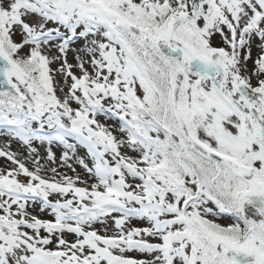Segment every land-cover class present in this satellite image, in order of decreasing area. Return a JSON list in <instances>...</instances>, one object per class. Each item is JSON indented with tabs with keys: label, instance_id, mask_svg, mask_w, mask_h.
<instances>
[{
	"label": "snow or ice",
	"instance_id": "1",
	"mask_svg": "<svg viewBox=\"0 0 264 264\" xmlns=\"http://www.w3.org/2000/svg\"><path fill=\"white\" fill-rule=\"evenodd\" d=\"M0 264H264V0H0Z\"/></svg>",
	"mask_w": 264,
	"mask_h": 264
},
{
	"label": "rangeland",
	"instance_id": "2",
	"mask_svg": "<svg viewBox=\"0 0 264 264\" xmlns=\"http://www.w3.org/2000/svg\"><path fill=\"white\" fill-rule=\"evenodd\" d=\"M69 61L72 62V56H71V53L69 54ZM53 67H56V65H53ZM53 148H54V150L58 151V150L55 148V146H53ZM12 149H13L14 151H20V150H21L20 147H19L17 144H13V145H12ZM74 167H76L77 172L80 173L81 176H85V175H86V174L84 173L83 169H81L78 165H74ZM59 170L62 171V172L67 173L68 175H72V173H71L68 169H66V168L59 169Z\"/></svg>",
	"mask_w": 264,
	"mask_h": 264
}]
</instances>
